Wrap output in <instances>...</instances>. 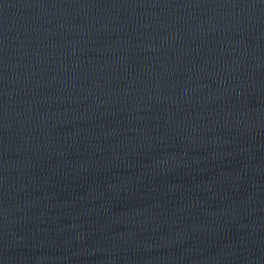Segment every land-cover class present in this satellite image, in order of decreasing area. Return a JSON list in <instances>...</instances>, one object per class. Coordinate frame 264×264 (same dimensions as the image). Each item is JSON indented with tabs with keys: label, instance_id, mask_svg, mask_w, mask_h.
Masks as SVG:
<instances>
[{
	"label": "water",
	"instance_id": "obj_1",
	"mask_svg": "<svg viewBox=\"0 0 264 264\" xmlns=\"http://www.w3.org/2000/svg\"><path fill=\"white\" fill-rule=\"evenodd\" d=\"M0 264H264V0H0Z\"/></svg>",
	"mask_w": 264,
	"mask_h": 264
}]
</instances>
